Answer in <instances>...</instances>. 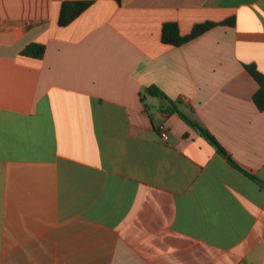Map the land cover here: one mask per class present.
I'll use <instances>...</instances> for the list:
<instances>
[{
    "label": "crops",
    "instance_id": "crops-1",
    "mask_svg": "<svg viewBox=\"0 0 264 264\" xmlns=\"http://www.w3.org/2000/svg\"><path fill=\"white\" fill-rule=\"evenodd\" d=\"M64 1L0 0V264H264V0Z\"/></svg>",
    "mask_w": 264,
    "mask_h": 264
},
{
    "label": "trees",
    "instance_id": "trees-1",
    "mask_svg": "<svg viewBox=\"0 0 264 264\" xmlns=\"http://www.w3.org/2000/svg\"><path fill=\"white\" fill-rule=\"evenodd\" d=\"M90 1H64L60 5L59 14H58V24L61 26L69 24L71 21H73L79 14H81L89 5ZM221 23H229L232 24L233 20L229 19L226 21H223ZM213 25H215V22H202L195 24L191 31L187 34L182 35L179 32V28L177 23L175 22H167L162 25L161 29V41L166 44L170 45H180L190 39H193L203 33L204 31L211 28ZM45 52V46L42 43L38 42H31L27 44L22 50L21 54L32 57V58H42L43 54ZM246 70L249 72V74L253 77V79L257 82L258 88L254 92L252 99L257 106L259 110H264V74L260 72L254 64H245ZM145 92L149 95L156 96L162 100L171 101L162 91H160L156 86H148L145 88ZM169 112H176L181 118H183L185 121H187L191 126L195 127L200 131V133L205 136L211 144L214 145L216 150L223 155L227 161L230 163L231 166H233L236 169H239L242 171V169L239 167V165L229 156L227 155L224 148L221 146V144L215 139L213 135H211L207 130L202 127L200 124H198L196 121L188 118L183 112H181L179 109L170 108L166 109ZM246 173V172H244ZM247 174V173H246ZM250 177L249 174H247Z\"/></svg>",
    "mask_w": 264,
    "mask_h": 264
},
{
    "label": "built area",
    "instance_id": "built-area-1",
    "mask_svg": "<svg viewBox=\"0 0 264 264\" xmlns=\"http://www.w3.org/2000/svg\"><path fill=\"white\" fill-rule=\"evenodd\" d=\"M158 135L161 139L166 140L168 135V128L164 124H160L157 129Z\"/></svg>",
    "mask_w": 264,
    "mask_h": 264
}]
</instances>
